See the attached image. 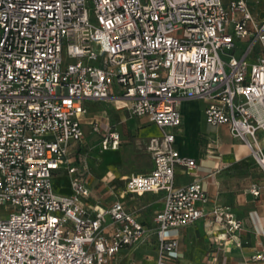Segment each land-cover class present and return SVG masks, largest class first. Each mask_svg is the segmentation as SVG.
<instances>
[{
  "label": "built area",
  "instance_id": "2783aa9c",
  "mask_svg": "<svg viewBox=\"0 0 264 264\" xmlns=\"http://www.w3.org/2000/svg\"><path fill=\"white\" fill-rule=\"evenodd\" d=\"M110 99L159 136L147 144L150 172L122 178L104 207L89 203L76 151L84 102ZM183 100H203L205 122L225 126L264 168V21L246 0H0V264H108L150 236L152 264H170L179 244L169 233L202 218L207 203L199 181L174 185L176 169L196 167L175 147ZM118 144L108 129L97 146ZM60 174L66 194L53 184ZM145 193L162 195L150 231L123 202ZM209 224L223 230L216 243L242 247L232 212L213 208ZM250 259L264 262V248Z\"/></svg>",
  "mask_w": 264,
  "mask_h": 264
},
{
  "label": "crops",
  "instance_id": "0c3cea01",
  "mask_svg": "<svg viewBox=\"0 0 264 264\" xmlns=\"http://www.w3.org/2000/svg\"><path fill=\"white\" fill-rule=\"evenodd\" d=\"M222 1L227 3L229 0ZM250 1L252 0H246L247 4ZM94 103L102 106L91 110L84 105L86 115L82 130L88 121L94 119L99 122L101 133L108 129L117 132L118 147L106 151L119 152L125 149L123 143H126L124 137L127 134L140 133L144 139H147L146 150L149 139L159 136L157 127L147 119L131 117L126 111L116 109L114 99ZM205 105L203 100H183L179 106L182 119L180 126L174 130L175 147L181 154L193 159L196 167L188 173L176 169L174 185L183 187L193 181H199L207 197V203L203 206L205 215L202 218L190 226L169 233V236L176 238L179 244L176 255L170 258L169 262L170 264H264L250 259L256 250L264 248V168L257 163L240 140L229 134L225 126H213L205 122ZM145 125H149L150 128H144ZM258 142L264 152V133H258ZM82 145L83 142L78 147L77 154L82 152ZM128 153H131L133 159L137 158L136 153L132 151ZM151 169L152 157L148 162L144 161L124 168L118 173L117 178L114 175H107L102 180L110 183L111 193L115 199L120 195L121 190L120 186L117 188L114 185L115 181H121L132 173L146 174ZM252 189L258 191V196L252 194ZM132 199H137L138 203H130ZM161 199L162 195L150 193L141 196L131 194L123 196L125 206L149 231L153 227V216L162 206ZM140 200H148V204L157 206L147 219V216L140 214V210L148 204L142 205ZM213 208L229 210L241 223V230L236 233L242 243L241 248H237L230 239L216 243L215 238H218L223 230L219 225L209 224ZM155 253V240L150 236L146 242L137 247H123L108 264H152Z\"/></svg>",
  "mask_w": 264,
  "mask_h": 264
},
{
  "label": "rangeland",
  "instance_id": "374dc122",
  "mask_svg": "<svg viewBox=\"0 0 264 264\" xmlns=\"http://www.w3.org/2000/svg\"><path fill=\"white\" fill-rule=\"evenodd\" d=\"M248 7L252 13L253 19L256 23L264 21V0H252L248 3ZM65 60V56H64ZM84 105L88 109H99L102 104L94 103L93 101H85ZM107 110V108H105ZM90 121H88L86 127H84L83 135V145H82V157L85 158V164L88 168L89 178L88 186L90 189L91 197L90 204L98 203L101 206L107 207L110 202L114 199L113 193H111L110 183L102 180L103 177L115 176L118 177V173L126 167L138 165L141 162H148L151 157V153L146 150L147 139H144L140 133L127 134L124 137L123 147L125 149L119 152L112 151H100L97 143L100 140L102 133H91ZM144 128H150L149 125H145ZM156 137V136H155ZM134 152L137 155L136 159L131 157V153ZM115 181V180H114ZM116 187H121V181L114 182ZM53 184L55 190L59 194H66L69 192L68 186L69 181L67 176L59 175L53 178ZM130 203H138L137 199H132ZM142 205H147L148 200H140ZM157 209L154 204H148L143 209L140 210V214L147 216L146 219ZM8 216L7 212L0 207V218H6ZM108 220V217H107ZM149 254V253H148ZM124 263V261H122Z\"/></svg>",
  "mask_w": 264,
  "mask_h": 264
}]
</instances>
